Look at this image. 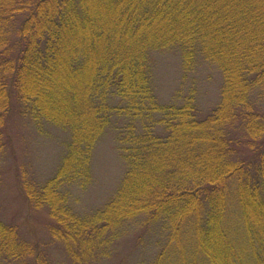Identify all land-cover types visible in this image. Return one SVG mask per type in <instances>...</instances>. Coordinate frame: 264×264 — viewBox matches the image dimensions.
<instances>
[{"label":"trees","instance_id":"trees-1","mask_svg":"<svg viewBox=\"0 0 264 264\" xmlns=\"http://www.w3.org/2000/svg\"><path fill=\"white\" fill-rule=\"evenodd\" d=\"M170 48L185 75L221 73L207 111L196 87L169 102L155 92L150 55ZM16 119L68 131L54 174L10 179L25 206L48 210L69 264H96L136 220L160 234L144 264H264V0H0V164ZM111 130L121 182L78 212L71 185L92 181ZM45 244L0 219V264H54Z\"/></svg>","mask_w":264,"mask_h":264},{"label":"rangeland","instance_id":"rangeland-1","mask_svg":"<svg viewBox=\"0 0 264 264\" xmlns=\"http://www.w3.org/2000/svg\"><path fill=\"white\" fill-rule=\"evenodd\" d=\"M150 64L153 87L161 101L179 100L189 90L184 89V85L198 89L197 102L204 112L219 100L222 75L217 68L202 64L185 75L177 48L152 52ZM13 122L11 131L16 152L0 164L4 173L9 174L0 184V219L17 223L24 238L39 237L44 241L54 264H69L61 244L55 242L47 230L48 210H30L25 206L15 188L16 181L10 179L17 169L19 176L27 173L33 182L54 174L67 149L68 131L49 125L47 132L42 133L32 125L24 126L17 119ZM116 141L114 130L104 134L93 152L92 181L85 189L71 185V204L78 212L86 213L101 207L121 182L126 164ZM122 231L123 235L110 252L103 253L96 264H144L151 260V255L155 256L160 234L154 225L146 228L139 220L130 221Z\"/></svg>","mask_w":264,"mask_h":264}]
</instances>
